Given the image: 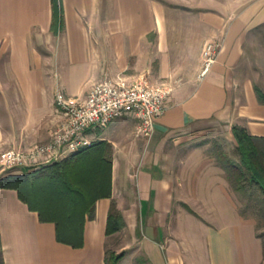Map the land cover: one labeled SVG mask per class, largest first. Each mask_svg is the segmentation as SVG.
<instances>
[{
  "label": "crops",
  "instance_id": "1",
  "mask_svg": "<svg viewBox=\"0 0 264 264\" xmlns=\"http://www.w3.org/2000/svg\"><path fill=\"white\" fill-rule=\"evenodd\" d=\"M60 5L53 31L51 0H0V151L44 142L63 120L56 93L83 99L104 79L145 72L165 80L169 107L149 137L136 134L130 114L90 132L112 147L110 194L85 218L81 246L57 241L53 222L0 187L3 263L104 264L111 248L123 252L117 264H264L254 216L240 211L238 192L208 150L185 135L218 126L235 144L237 125L264 137V0ZM206 42L217 45L215 59L200 74ZM112 202L123 225L106 234Z\"/></svg>",
  "mask_w": 264,
  "mask_h": 264
},
{
  "label": "trees",
  "instance_id": "2",
  "mask_svg": "<svg viewBox=\"0 0 264 264\" xmlns=\"http://www.w3.org/2000/svg\"><path fill=\"white\" fill-rule=\"evenodd\" d=\"M52 2V24H61L60 0ZM262 96L261 93H258ZM232 134L238 159L234 160L218 148L215 156L227 174L232 188L243 193L246 187L255 188L264 197V137L248 134L234 125ZM112 147L105 140L93 141L89 146L42 167L22 174L0 177V187L14 188L29 209L37 212L40 221L54 223L55 238L73 247L83 243L85 218L94 215V203L110 194V162ZM122 219L112 202L106 234L122 227ZM123 252L105 250L104 264H117ZM0 264L3 263L0 244Z\"/></svg>",
  "mask_w": 264,
  "mask_h": 264
},
{
  "label": "built area",
  "instance_id": "3",
  "mask_svg": "<svg viewBox=\"0 0 264 264\" xmlns=\"http://www.w3.org/2000/svg\"><path fill=\"white\" fill-rule=\"evenodd\" d=\"M217 45L206 42L201 50L203 74L215 59ZM171 86L165 80L152 81L145 72L133 80L121 77L96 82L83 99L57 92L56 110L63 120L51 129L48 138L28 147L0 151V169L22 174L58 161L89 146L90 132L105 127L124 114L136 119V134L149 137L157 118L169 107Z\"/></svg>",
  "mask_w": 264,
  "mask_h": 264
},
{
  "label": "rangeland",
  "instance_id": "4",
  "mask_svg": "<svg viewBox=\"0 0 264 264\" xmlns=\"http://www.w3.org/2000/svg\"><path fill=\"white\" fill-rule=\"evenodd\" d=\"M185 135L189 138L188 141H190V145L203 146L206 151L208 150V154L211 155L219 165L220 163L215 156L218 148L223 149L231 159H238V154L235 148L236 143L232 144V142L226 136H224V134L222 135V131L218 126H211L205 129L203 128L193 131H187ZM237 192L239 196L240 211H242L246 215L254 216L256 231L260 233L264 241V197L261 196L255 188L250 189L249 187H246L243 193L240 191ZM115 239H117L116 246H118L117 248H119V246L121 245L120 243L122 242L121 240L123 239V234L119 232L118 234H116ZM108 250H111V248Z\"/></svg>",
  "mask_w": 264,
  "mask_h": 264
}]
</instances>
